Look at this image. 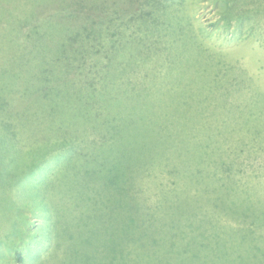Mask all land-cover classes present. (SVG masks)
Segmentation results:
<instances>
[{"label": "rangeland", "instance_id": "1", "mask_svg": "<svg viewBox=\"0 0 264 264\" xmlns=\"http://www.w3.org/2000/svg\"><path fill=\"white\" fill-rule=\"evenodd\" d=\"M38 263L264 264V0H0V264Z\"/></svg>", "mask_w": 264, "mask_h": 264}, {"label": "trees", "instance_id": "2", "mask_svg": "<svg viewBox=\"0 0 264 264\" xmlns=\"http://www.w3.org/2000/svg\"><path fill=\"white\" fill-rule=\"evenodd\" d=\"M151 10V9H150ZM116 12H119V10H117ZM113 13L112 14V16H111V18L110 19H112L118 26H122V23H120L119 22V20L118 19H116V15L118 14V13ZM148 13H149V16L152 14V11H148ZM94 18L95 17H93L92 18V22L93 23H96V21L94 20ZM123 19V17L121 18V20ZM96 20H97V17H96ZM109 23V22H108ZM117 29H114V31H116ZM113 31V30H112ZM112 31H110V29H108V27H103L102 29H101V35L103 34V39H106V40H108L110 37H111V33L110 32H112ZM133 112L134 111V109L133 108H130V109H128V111H127V113L128 112ZM116 132V131H115ZM115 132L114 133H110V134H107V135H105V143H106V145L108 146V151H110L111 149H113L114 147H115V144L113 143V140L115 139V138H118V137H123V136H121V135H115ZM110 145H109V144ZM127 146H128V144L127 143H123V147L126 149L127 148ZM108 153V152H107ZM124 154V157L126 158V160L128 161V162H132V158H131V155H130V153L129 152H124L123 153ZM112 163V162H111ZM113 167V165H111L110 166V169ZM109 184H112V181L110 180V183ZM122 199V198H121ZM121 199L119 198L118 199V201L115 203L117 206H119L120 205V201H121ZM110 211V210H109ZM59 226V225H58ZM59 228H61V227H59ZM58 228V229H59ZM71 238V237H70ZM56 239H57V242L59 243V244H61V240H62V235H61V233H60V231L59 230H57V233H56ZM80 245H82V246H84V242L82 241V242H80L79 243ZM58 247V246H57ZM17 258L18 259H21V256H20V253L19 252H17ZM39 264V263H38Z\"/></svg>", "mask_w": 264, "mask_h": 264}]
</instances>
